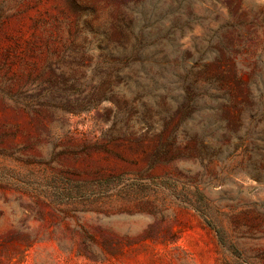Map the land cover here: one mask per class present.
I'll return each instance as SVG.
<instances>
[{
	"label": "rangeland",
	"instance_id": "obj_1",
	"mask_svg": "<svg viewBox=\"0 0 264 264\" xmlns=\"http://www.w3.org/2000/svg\"><path fill=\"white\" fill-rule=\"evenodd\" d=\"M92 1L100 19L119 5ZM62 4L0 0V264H264V168L233 146L200 158L185 142L174 161L154 163L155 141L112 129L127 97L94 104L105 86L92 80L93 52L83 66L75 53L62 62L74 79L58 69L46 79L49 51L68 35L57 30ZM190 10L260 19L264 0ZM205 32L195 24L182 40L192 47Z\"/></svg>",
	"mask_w": 264,
	"mask_h": 264
},
{
	"label": "trees",
	"instance_id": "obj_2",
	"mask_svg": "<svg viewBox=\"0 0 264 264\" xmlns=\"http://www.w3.org/2000/svg\"><path fill=\"white\" fill-rule=\"evenodd\" d=\"M63 1L57 30L65 25L68 35L63 49L49 51L46 79L58 70L74 79L62 62L75 53L83 66L81 54L93 52L92 80L105 86L94 104L127 97L112 129L120 137L137 129L144 136L135 142L155 141L154 163L174 161L185 142L200 158L233 146L256 172L264 168V13L218 20L190 10L194 0H115L119 5L100 19L92 0ZM195 24L206 32L190 47L182 38Z\"/></svg>",
	"mask_w": 264,
	"mask_h": 264
}]
</instances>
